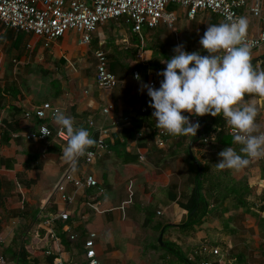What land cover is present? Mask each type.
Instances as JSON below:
<instances>
[{
    "label": "crops",
    "instance_id": "0c3cea01",
    "mask_svg": "<svg viewBox=\"0 0 264 264\" xmlns=\"http://www.w3.org/2000/svg\"><path fill=\"white\" fill-rule=\"evenodd\" d=\"M178 8L170 6L168 9L178 16L179 34V24L197 25L202 36L209 25L223 22L210 12H201L194 20H189L186 11L179 8L178 12ZM242 17L247 19L251 34H257L260 26L248 10L243 11ZM112 26H129L135 35V46L132 42L124 52L133 63L129 73L125 70L128 66L118 61V71L114 74L119 84L113 90H104L96 82L94 52L104 50L108 53L110 69L112 60L119 59V55L111 53L113 50L106 46L105 29L109 27L110 30ZM157 29L143 31V57L150 64L151 77L139 58L141 39L124 19L100 26L88 46L80 44L81 34L77 31H69L45 47L42 38L12 29L0 30L4 54L0 66V175L8 194L6 208L0 211V234L4 238L0 254L5 264H20L23 248L30 254L29 264H55L57 257L73 264H87L85 242L91 232L98 235L95 250L100 264H180L159 245H174L189 257L198 253L206 244L205 239H209L210 250H219L218 255L204 252L208 258L205 263L221 264L219 258L230 257V264H255L263 257L264 222L247 213L245 208L234 206L236 195L223 190L231 187L233 179H247L263 190L262 172L259 178L255 175L258 180L251 175L253 168L255 172L261 167L262 171L264 165H260V161L263 158L252 160L241 170H220L211 164L210 182L207 183L211 206L205 223L190 230L179 227L187 220L188 211L183 205L191 198L199 172L209 167L211 160L206 158L212 154L219 157L218 154L228 147L215 146L211 154L207 145L199 146L200 143L192 141L191 137L181 144L183 135L168 132L164 136L165 146H159V135L153 131L161 129L155 127V109L149 106L151 97L141 86L150 79H158L159 73L166 68L162 61L175 55L170 52L171 45H183V41L177 42L174 32L164 25ZM67 37L74 39L75 51L65 46ZM126 40L123 43L127 44ZM17 54L26 60L21 69L15 68L20 76L15 80L10 67L20 65ZM252 63L257 70H264V47L252 52ZM135 71L139 72V81L134 77ZM128 82H137L138 87L131 88L126 85ZM45 102L71 116L75 127L90 131L96 143L100 128L111 129L109 148L92 164L85 161V155L72 164L63 158L62 150L67 142L54 138L46 142L28 141L26 134L34 131L39 122L34 118L25 119V114ZM244 102L257 107V123L264 131V96L255 94ZM108 106L114 108L104 115L102 110ZM143 107L148 110L143 112ZM125 118H130L129 125L122 124ZM142 119L144 123L138 126ZM90 121L95 122V127L89 125ZM191 122L194 124L196 119ZM114 123L120 125L113 126ZM140 132L142 137H138ZM92 148L94 146L89 149ZM219 172L230 173L225 185L221 180L213 181L212 174ZM67 173L81 181L93 175L99 185L79 188L65 183L64 191H59L58 186ZM214 183L217 184L215 189ZM247 200L256 203L254 196ZM95 203L97 208L93 206ZM261 205L260 200V205H251L250 209L258 212ZM63 213L69 215L68 220L60 218ZM216 218L224 220L221 227L212 221ZM49 219H54L57 242L46 238L44 223ZM72 235L76 239L72 240ZM49 249L54 255L47 254ZM13 253H17L15 258ZM259 264H264V260Z\"/></svg>",
    "mask_w": 264,
    "mask_h": 264
},
{
    "label": "built area",
    "instance_id": "2783aa9c",
    "mask_svg": "<svg viewBox=\"0 0 264 264\" xmlns=\"http://www.w3.org/2000/svg\"><path fill=\"white\" fill-rule=\"evenodd\" d=\"M170 6L184 9L189 20H194L201 12H210L220 17L223 22L228 21L229 18L242 17L243 11L248 10L258 22L260 30L255 35H252L248 30L246 43L249 44L252 52L264 47V0H91L90 2L84 0H0V30L12 29L42 38L45 47H49L53 42L64 37L69 31H77L81 34L80 44L88 46L100 26L124 19L126 23L133 26V32L141 39L139 58L143 65L147 67L148 76L151 77L150 64L143 57V31L144 29L155 30L164 25L170 31L177 33L178 16L174 11L168 9ZM3 58L4 54L0 40V66ZM94 58L96 61V82L98 86L104 90H113L118 86L119 79L110 69L108 53L104 50H97L94 52ZM136 74H139V72L135 71L134 77ZM163 79L164 77L160 75L158 79H150L144 84L158 88ZM113 108V106L105 107L102 113L108 115ZM57 109L60 108L45 102L34 111L26 112L25 119L31 120L34 118L39 122L34 131L26 134L28 141L46 142L50 138L65 143L68 141L69 137L66 132L53 119ZM147 110L146 107L142 108L143 112ZM122 124L129 125L130 118H125ZM89 125L95 127V122L90 121ZM117 125H120V123L113 124V126ZM225 127L227 132L234 136L236 130L227 123ZM218 131L219 129L212 132L209 136H205L200 142L205 144L213 142ZM110 132L111 129L107 127L99 129V138L96 145L94 148L87 150L85 154V161L88 164H92L102 151L109 148L108 139ZM153 132L158 133L159 146L164 147L166 144L164 136L168 135L167 131L161 129ZM142 136L143 133L140 132L138 137ZM142 159L143 157H141ZM65 183H73L74 186L79 188L83 186L97 187L99 185L98 180L93 175H89L85 180L81 181L73 178L70 173L64 176L63 182L58 186L59 191H64ZM96 205V203L93 204L95 208H97ZM60 218L66 221L69 219V215L63 213ZM53 223L54 219L46 220L44 223V227L47 229L46 238L50 242H57L58 237L53 230ZM97 237L96 233L91 232L85 242L87 264H100L95 250ZM71 239H76V236L72 235ZM3 242L4 238L0 234V249ZM203 251H212L214 255L219 254L218 249L210 250L204 247ZM53 253L54 251L51 249L47 251L48 255ZM0 264H5V258L1 254ZM55 264L73 263L57 257Z\"/></svg>",
    "mask_w": 264,
    "mask_h": 264
},
{
    "label": "clouds",
    "instance_id": "9594fccd",
    "mask_svg": "<svg viewBox=\"0 0 264 264\" xmlns=\"http://www.w3.org/2000/svg\"><path fill=\"white\" fill-rule=\"evenodd\" d=\"M248 21L245 17L209 25L200 44L209 55L187 52L176 46L170 59L162 61L166 68L159 73L164 79L160 87L143 84L151 97L149 106L155 111L156 128L171 135L196 136L200 124L192 123L183 112L197 116L223 114L227 124L235 129L233 142L241 145L239 153L228 147L218 155L220 170H241L252 160L264 158V131L257 123L258 109L244 102L245 94L264 96V70L252 63V50L246 43ZM139 81V74L135 75ZM56 124L69 137L63 148V158L74 164L87 150L95 146L92 133L75 127L74 119L57 109Z\"/></svg>",
    "mask_w": 264,
    "mask_h": 264
},
{
    "label": "trees",
    "instance_id": "16d2710c",
    "mask_svg": "<svg viewBox=\"0 0 264 264\" xmlns=\"http://www.w3.org/2000/svg\"><path fill=\"white\" fill-rule=\"evenodd\" d=\"M162 33V32H161ZM21 36V35H20ZM23 37V36H22ZM168 37V36H167ZM171 36L169 35V38ZM203 37V35L201 36ZM137 51L134 50V53ZM264 65V64H263ZM111 71L113 73H117L118 66L117 62L111 63ZM255 94H245L244 100H248L251 96H254ZM183 115H186L189 117V119L192 121V119H196L195 123L200 124V128L197 131L196 136H183L181 138V144L182 141L186 142L187 138H192V141L200 142L203 140L205 136H209L212 132H215L219 129L218 134L213 141L216 146H225V147H233L238 153L240 148L242 147L239 144H236L233 142V136L230 135L226 130V123L227 121L223 117V114H219L218 116H212L210 114H206L204 116H197L190 114L188 112H183ZM145 119L140 120L138 123V126H141L144 123ZM1 127L0 125V133H1ZM200 176L195 181V189L192 192L191 198L189 199L187 204H184L183 206L188 211V217L185 223L179 225L180 228L185 230H190L195 228L197 225H203L207 219L208 214L210 213V206L211 203L209 202V198L207 196V192L210 191V188L208 187V182H210V172L207 168H201L200 170ZM263 174V180H264V167L262 169ZM245 178V177H244ZM210 184V183H209ZM212 184V183H211ZM215 184V183H214ZM229 189H223L225 193H231L236 195L237 198L234 199L233 205L236 207H242L246 209V212L255 216L258 221L264 222V196L261 199L262 205L259 207L258 212H254L250 209L251 205H255L253 203L248 202V198L250 196L257 197V191L259 190V185L250 184L247 179H233L232 183L230 184ZM217 187V184L214 185V189ZM264 194V189L262 190ZM8 194L4 190V180L2 176L0 175V211L5 210L6 208V201H7ZM17 213V212H15ZM17 242V240H16ZM207 247L209 248V244H204L203 247L198 251L197 254L193 256L187 257L184 253L181 252L179 248H176L174 245H168L164 244V246H160L161 250H166L171 256H174L177 258V261L180 264H205V261H207V257L204 256L203 248ZM40 253H45V251H41ZM39 253V254H40ZM22 255V261L20 264H29L28 258L30 254L23 248L21 253ZM13 256L17 255V253H13ZM15 256L13 258H15ZM243 259H240L242 261ZM52 262V260H49ZM217 264V263H215Z\"/></svg>",
    "mask_w": 264,
    "mask_h": 264
},
{
    "label": "rangeland",
    "instance_id": "374dc122",
    "mask_svg": "<svg viewBox=\"0 0 264 264\" xmlns=\"http://www.w3.org/2000/svg\"><path fill=\"white\" fill-rule=\"evenodd\" d=\"M177 10L179 12V10H181V9L178 8ZM184 23H186V21H184ZM111 25H113V24H111ZM111 25H109V27ZM179 27H180L181 34L177 33V34H179V36H178V35H176V33H174V36L177 39V42L183 41V45H184V50L185 51H187V52L196 51V52H199L201 55H209V53L206 50H204L203 49V46L200 44L201 32H200V30H198L197 25L191 24L190 26H185V25L184 26L183 25L181 26L179 24ZM108 28L105 29V31H107V35L106 34L105 35L108 37L106 39V46L110 47L111 50H113L111 53H115V55H119V59L116 58L117 60L115 62L122 61L124 66H128L127 69H125L126 67H124V69L126 71L129 70V73H131L130 72V68L132 66L133 60H130V59L126 58L124 52L129 48V45L135 40V38H134L135 35L130 32L129 26H126V27L125 26L124 27L123 26H121V27L112 26L110 28V30H108ZM156 30H158V29H156ZM121 32L123 33V36L121 35ZM72 34L74 35V33H72ZM124 36H125V38H124ZM175 38L172 39L173 43L176 41ZM69 39H70V37H67V39L65 41V46L67 48H71V50L75 51L77 49L76 48L77 46L75 45L74 39H70V40ZM124 39H127L128 40V43L127 44L126 43H123V40ZM178 39H179V41H178ZM132 45L135 46V42H133ZM175 45L176 44H172L171 45V47H170L171 48L170 49V52L171 53L174 52L173 49L175 48ZM16 57H17L18 62L20 63V65L18 67H16V65L14 64L12 67H10L11 68V74H13L11 77L12 78H15V80H16V78L20 79L19 74L18 73H15V72L18 69H21V67H22L21 64L24 63L25 60H26L25 58L22 59L23 56L21 54H17ZM112 61H114V60H112ZM15 68H18V69H16V71H15ZM37 74L38 73L35 72V75H37ZM20 75H21V73H20ZM131 76L132 75H130V78H132ZM126 85L131 86V88H134V86L135 87H138L137 82H132V83L131 82H128ZM155 127H156V123H155ZM197 143H200L199 146H201V145H205L206 146L207 145L208 147H210V150L209 149L208 150H209V153H211V154H212V151H213L212 148H214L216 146V144L214 142H211V143H208V144L201 143V142H197ZM201 148H204V146H202ZM206 159L211 160L210 161V164L208 165L209 167H207L208 170L210 171V165L213 164V165L216 166V164H214V163L220 162L221 157L220 156L218 157L217 154H212V156L209 155ZM260 162H262L260 165H264V158ZM262 167H264V166H262ZM225 170H229V169H225ZM254 170L255 169L253 168L252 169L253 174H251V175L252 176L253 175L255 176L257 174V175H259V176H257L258 178L261 177V172H262L261 171V167L258 168V169H256L257 172L256 171L254 172ZM229 174L230 173H228V172H226L225 174H224V172H222V173L219 172L218 174H212L213 181L214 180L215 181L221 180L222 183L225 185L226 184V181H228L229 178H230L229 177ZM257 177L255 176V178H257ZM255 178H254V180H255ZM258 178L256 180H258ZM224 185H222V186H224ZM262 186H264V185L262 184ZM257 194H258L257 197L256 198L254 197L255 202H256L255 203L256 206L257 205H260V200L264 196V194L262 192V187L259 188V190L257 191ZM216 219L217 220H212V221L214 222V224H217L219 227H221L224 220H222V218H216ZM205 240H207L206 241V244H207V242L209 241V239H205ZM198 241H200V239ZM219 244L222 245V243H219ZM263 258H264V255H263V257L261 259L260 258L259 259L257 258L258 260L256 259L257 262H255V264H259L261 260H264ZM219 260L221 261V264H230L229 262L231 261L230 257H228V258L227 257L219 258Z\"/></svg>",
    "mask_w": 264,
    "mask_h": 264
},
{
    "label": "water",
    "instance_id": "95a60500",
    "mask_svg": "<svg viewBox=\"0 0 264 264\" xmlns=\"http://www.w3.org/2000/svg\"><path fill=\"white\" fill-rule=\"evenodd\" d=\"M159 241H160V243H162V237L160 238V240H159Z\"/></svg>",
    "mask_w": 264,
    "mask_h": 264
}]
</instances>
